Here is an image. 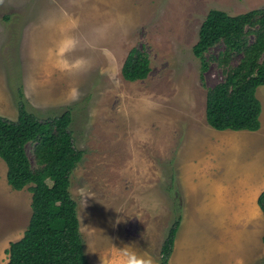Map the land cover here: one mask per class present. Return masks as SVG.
I'll return each instance as SVG.
<instances>
[{"label": "rangeland", "instance_id": "374dc122", "mask_svg": "<svg viewBox=\"0 0 264 264\" xmlns=\"http://www.w3.org/2000/svg\"><path fill=\"white\" fill-rule=\"evenodd\" d=\"M210 7L237 14L263 8L264 0H0V114L16 119L19 99L43 119L71 111L83 157L70 174L69 190L89 264L115 258L126 245L160 264L167 230L183 211L176 152L187 128L205 123L206 90L222 78L214 61L203 69L192 49ZM66 37L75 45L64 58L83 59L84 68L61 70L56 51ZM134 46L146 50L151 68L129 81L121 66ZM256 95L264 127V84ZM27 150L32 156L30 145ZM5 176L0 158L2 264L31 214L28 190L11 188ZM81 190L89 196L86 203ZM217 227L186 223L179 232L184 246L177 245L168 264L229 263L228 253L205 250ZM259 230L264 232V222L243 239ZM246 264H264V255Z\"/></svg>", "mask_w": 264, "mask_h": 264}, {"label": "trees", "instance_id": "16d2710c", "mask_svg": "<svg viewBox=\"0 0 264 264\" xmlns=\"http://www.w3.org/2000/svg\"><path fill=\"white\" fill-rule=\"evenodd\" d=\"M216 46L218 51L211 53ZM192 49L203 69L214 61L222 73L221 80L206 90V122L216 129L259 128L261 102L256 90L264 84V7L237 14L210 7ZM150 68L146 50L134 46L121 74L135 81ZM17 110L16 119L0 115V158L7 167V183L13 189L28 186L32 192L31 214L22 237L6 248V264H89L77 204L69 190L70 174L83 157L70 128L71 111L43 119L28 111L22 99ZM257 204L264 219V189ZM181 218L179 212L167 230L160 264L169 262Z\"/></svg>", "mask_w": 264, "mask_h": 264}, {"label": "crops", "instance_id": "0c3cea01", "mask_svg": "<svg viewBox=\"0 0 264 264\" xmlns=\"http://www.w3.org/2000/svg\"><path fill=\"white\" fill-rule=\"evenodd\" d=\"M175 156L184 203L171 255L177 245L184 246L180 229L186 223L199 220L218 226L210 233L205 250L214 247L228 253L230 262L227 264H246L263 256L264 232L261 234L259 230L257 235L243 239L248 229L257 231L264 222L257 204L258 194L264 189L262 123L255 130L216 129L203 120L193 123L187 128ZM24 189L31 199L28 186ZM192 261L177 263L208 264V260Z\"/></svg>", "mask_w": 264, "mask_h": 264}, {"label": "clouds", "instance_id": "9594fccd", "mask_svg": "<svg viewBox=\"0 0 264 264\" xmlns=\"http://www.w3.org/2000/svg\"><path fill=\"white\" fill-rule=\"evenodd\" d=\"M74 45L75 41L71 37H66L58 43L56 55L61 58L59 60V66L62 71L71 72L73 70H79L84 68L87 63L83 59H77L74 62H69L64 58L66 57V54L73 49ZM71 95L73 98L76 97V89L71 90ZM81 195L83 196V199L85 197H89L83 193V190H81ZM117 250L118 256L115 258L103 257L101 258V264H154V260L151 256L147 253H139L130 245H126Z\"/></svg>", "mask_w": 264, "mask_h": 264}]
</instances>
